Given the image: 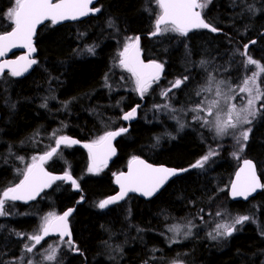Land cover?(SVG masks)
<instances>
[{
    "label": "trees",
    "instance_id": "1",
    "mask_svg": "<svg viewBox=\"0 0 264 264\" xmlns=\"http://www.w3.org/2000/svg\"><path fill=\"white\" fill-rule=\"evenodd\" d=\"M96 5L100 12L79 22L41 26L33 70L22 78L10 73L0 77L1 194L20 180L25 159L51 148L60 135L91 142L105 131L126 126L121 114L140 104L135 92L126 89L128 77L116 64L129 37L140 35L144 59L163 64L161 79L155 83L162 93L170 81L202 77L217 51L221 66L235 65L239 58L235 53L253 39L248 55L264 65V0H212L202 16L221 33L197 29L187 36L167 32L155 37L148 36L160 12L155 0H99ZM13 6L14 0H0V34L12 26L5 14ZM85 45L94 53L85 51ZM238 70L233 66L235 74ZM262 86L264 91V79ZM182 90L175 88L172 109L164 106L166 95L156 91L154 97L143 95L144 104L129 131L116 139V156L101 174L87 173L90 161L85 150L62 147L60 156L56 153L45 168L70 173L80 190L61 182L27 208L8 201L11 213L0 218V264H10L7 259L14 253L16 257V235L33 233L45 211L51 208L59 215L71 207L69 225L76 247L64 240L54 264H264V189L247 202L231 201L227 194L243 158L255 162L264 184V99L259 115L246 126L252 132L247 142L241 141L246 147L240 151L239 135L213 137L202 121L192 119ZM228 145L237 148V159L230 146L225 149ZM210 151L215 154L209 163L202 169L192 167ZM134 157L187 171L148 200L130 195L100 209L97 204L116 190L113 174ZM57 184L60 188L54 189ZM234 216L250 219L237 224L231 236H217V225ZM184 220L192 225L191 234L170 243L164 228Z\"/></svg>",
    "mask_w": 264,
    "mask_h": 264
},
{
    "label": "snow or ice",
    "instance_id": "2",
    "mask_svg": "<svg viewBox=\"0 0 264 264\" xmlns=\"http://www.w3.org/2000/svg\"><path fill=\"white\" fill-rule=\"evenodd\" d=\"M211 2L212 0H155L160 12L155 20V31L152 32L151 35L156 36L167 32H173L181 36H187L191 29L199 28L210 29L212 32L219 31L218 28L206 23L202 18V10L207 8ZM92 3L93 0H55V2L54 0H14V6L9 8L5 14L8 20L14 24V27L11 31L0 34V57L5 56L11 48L17 46L27 48L28 54L20 56L16 60L0 62V74L7 68L11 76L18 77L38 63L36 59L29 58L31 53L36 51L33 47L32 38L36 32L37 25L46 20L51 21V23L55 25L64 20H77L90 13L100 12L101 9L99 7H89ZM197 9H200V11ZM249 10H252L251 6H249ZM128 40L132 41L133 38L129 37ZM250 43L254 44L255 41H251ZM248 47L249 45L245 44L244 52L241 53V55L247 57L245 65H256L260 69V72H264V65H261L258 61L253 59L252 56L248 55ZM87 51L94 53V48L90 47ZM119 55L121 57L120 65L131 72L136 78L135 90L143 97L144 93H146L154 83L159 82L161 79V73L164 67L163 64L155 61L145 64L140 60L139 37H136L134 42L126 43L123 51L120 52ZM201 63L203 64L204 62L202 61ZM256 75L257 74L254 72L251 77H247L243 80V86L239 88V91L247 93V103L240 109H237L236 105L232 104L227 112V120L220 121L217 117L215 121H210L199 115L201 112H206L207 116H212L214 109L219 107V100H207V98L198 103L196 108L192 109V111L197 112L194 118L196 120H202L204 125L214 126L218 136L228 134V129L235 130L238 126L245 124L251 125L260 112V109L256 107V102L264 99V91H261L260 87L256 84ZM187 80V76H185L183 80L177 79L172 83L171 87L162 94L167 95L172 88L180 87ZM214 83L216 89L215 95L217 97L222 96L223 92L221 85L224 84V81L216 82L215 77L211 75L208 78V86L202 87L200 91L197 92V95L199 96L202 92H211ZM234 98L235 97H225V99ZM261 108H264V105H261ZM135 111L136 109L133 108L131 112L124 115L123 119H131ZM126 131V128H120L119 131L107 132L104 136L100 137L98 141L94 142V144L85 145V147L89 148L91 152L93 147L106 144L109 151L114 152V150L111 149V140ZM251 132V127L242 129L239 132L236 142L240 145V151H243L246 147V143H242L241 141L247 142ZM53 135L56 134L54 133ZM76 143H79V141L60 135L56 139V147L45 152L44 155L38 158L33 157V162L27 165L26 169L23 171V179L20 183L3 191V198H0V216L7 215V210L5 209L7 201L34 199L43 188L51 186V183L55 180H71L72 184L78 187L76 181L73 180L68 173H65L64 176H52L43 168V163L51 159L52 156L57 153V149L61 144L70 146ZM214 154V152L210 151L208 155L202 157V159L198 160L192 167L202 168L204 163ZM233 155L238 154L233 153ZM20 159L22 160L23 157H20ZM37 160L39 162H37ZM104 162L106 161H100V163ZM243 163L244 167L240 169V172L237 173L236 181L232 183L231 195L233 197L243 196L247 199V197L255 193L257 189H264V184L260 182L256 174V165L253 161L246 159ZM133 164H135L136 167H133ZM89 171H99L96 155H93V164L89 167ZM179 171H187V169L177 170L166 167H153L134 157L132 164H130L129 172L126 174L121 173L117 176L116 182L120 185L119 195L101 201L98 207L104 209L108 205L117 202V200L123 199L129 192H139L143 196L151 197L163 187L170 177L176 176ZM242 173L244 174L243 176L241 175ZM71 211L72 210L69 209L62 216H56L50 213L48 217H45L44 223L41 226L43 235L37 234L29 236L28 239L35 241V244L31 246L25 245L26 250L32 252L33 248H35L37 244H40L44 237L48 236L50 232L59 233L61 238L65 236L70 237L71 233L68 230L67 217L70 215ZM217 215H220V213H217ZM249 219L250 217L248 216H239L235 218L233 224L230 226L224 224L217 225L218 230L223 228L224 231L220 232L217 230L216 235L231 236L233 231L236 230V224H242ZM191 227L192 225L189 226V231L185 233V236L191 234ZM169 230L178 232L176 226H173ZM212 238L216 239V236H212ZM172 242L175 243L177 241L173 240ZM66 243L69 245L73 244L71 239L67 240ZM49 247L51 251H49L43 259L54 261L56 259V249L51 245ZM76 251H79V249H76ZM29 264H31V261H29ZM174 264H179V262H174Z\"/></svg>",
    "mask_w": 264,
    "mask_h": 264
},
{
    "label": "rangeland",
    "instance_id": "3",
    "mask_svg": "<svg viewBox=\"0 0 264 264\" xmlns=\"http://www.w3.org/2000/svg\"><path fill=\"white\" fill-rule=\"evenodd\" d=\"M205 9H207V8H205ZM263 30L264 29H262L261 32ZM133 41H134V38L132 41H129L127 38L125 40V44L133 42ZM250 42L251 41L245 42L244 45L249 44ZM125 44H124V46H125ZM88 48H89L88 45L84 46L85 51H87ZM123 49H124V47H123ZM123 49H122V51H123ZM243 52H244V50L242 49L241 52L235 53V58L239 57L235 61L236 64L233 65V66H239V70L236 74L234 73V71H236V70L234 69V71H233V66L229 65V62H227L226 64H223L222 66L220 65L219 57L221 55H218L219 51H217L213 56L214 58L211 59V65L208 67V69L206 71L203 70L204 75L202 77H197L196 79L193 78L191 80V78H189L190 76H187L188 80L185 81L180 87H182V89H183L181 92L183 95V99H184L183 102L186 101L190 105L187 107V110L189 109L191 111V113L193 115L192 119H195L194 117H196V115H197V112L192 111V109L196 108L198 103H200L201 101L205 100V98H207V100H212V99L219 100L220 101L219 107L214 109L212 116H207L206 112H201V113H199V115L202 117H205L206 119H208L210 121H215L217 119V117L219 118L220 121L227 120V118H228L227 112H228L229 107L232 104H235L237 109H240L247 103V99H248L247 93L240 92L239 88L243 86V80L247 77H251L254 72L257 74L256 75V84L260 87L261 91H263L262 84H263V79H264V72H260V69L256 65H247L246 66L245 61L247 60V57L244 55H241V53H243ZM230 56L233 57L234 54L232 53ZM120 59H121V57L119 55V58H118L116 64L119 65L118 70L123 73V76L128 77V81L125 82V84L127 86L126 89L130 90L131 92H135L134 94L136 95V90H135L136 89V78L132 75L131 72L127 71V69H125L123 66L120 65ZM256 61H258V60H256ZM258 62L261 64L260 61H258ZM261 65H263V64H261ZM210 75L215 77L216 82L224 81V84L221 85V89L223 92L222 96L217 97L215 95V90H216L215 89V83L212 85V91L211 92H202L199 96L197 95V92L200 91V89L202 87L208 86V78ZM179 79L183 80V78H179ZM174 82L175 81H170V84L172 85V83H174ZM170 87L171 86H169L167 89H169ZM180 87H178V88H180ZM230 88H231V90H230ZM152 89H154V90H152ZM155 91L162 94L161 89H158V88L155 89V83H154L152 85V87L149 88V90L146 93H144V96L148 94L149 97H154ZM174 91H175V88H172V90L170 92H168V94L165 96V98H163L165 100L164 106H167L170 109H172L169 105L170 101L173 100L177 96V94H175ZM185 97H187V98H185ZM225 97H235V98L234 99H225ZM260 101L261 100L256 102V107L259 108L261 111ZM183 113H185V111ZM250 119H251V117H250ZM199 121H202V120H199ZM204 126L207 128V130L211 133V135L213 137L217 136V137L222 138V136H218L216 134V130H215L214 126H212V125H204ZM246 126H248V125L245 124L242 126H238V128L235 130L228 129V134L223 135V137H226V136L231 137L235 134L239 135V132L242 129H246ZM106 133L107 132L105 131L102 135H100V137L105 135ZM233 133H235V134H233ZM100 137H98V138L100 139ZM229 146L230 145L226 146L225 149H228ZM230 147H231V149H228V150L231 151L232 157L234 159H237L238 155H233V153L238 154L237 148H235L234 146H230ZM57 155H58L57 157H59L60 152L57 153ZM36 156L37 155H33V156L25 159V165L31 164L33 162V157H36ZM207 162L208 163L210 162V158ZM207 162L204 163V166L206 165ZM21 164L24 167V161L23 160L21 161ZM90 166H91V163L89 164V166L86 170L88 174H94V175L95 174H101L105 170V168L103 167V170L101 168H99V171L90 172L89 171ZM193 168H196V167H193ZM202 168H197V169H202ZM13 174L15 175L16 173H13ZM22 175L23 174L21 173V175H19V176L22 177ZM59 188H60V184H57L56 186H54V189H59ZM0 198H3V195H1V193H0ZM99 203L97 204V206L99 205ZM5 206H6V204H5ZM50 213L55 214L57 216L55 210L49 208L47 211H45L40 216L39 223H38V225L35 228V231L33 233H29L28 235H25V234H17L16 235V238L18 239L17 243L19 245V249H18V253L16 254V257H13L15 255V253L8 257L7 260H8V262H10V264L11 263L12 264H29V261H31V264H54L56 259L54 261H47V260H44L43 257L49 251H51V249L49 247L51 245L53 248L56 249V258H57L58 249L62 245L64 240L59 239L58 241H53L54 238H50L49 236H45L44 239L40 242V244H37L35 246V248H33L32 252H28L25 248V245L31 246V245L35 244V241L28 239L29 236L37 235V234L43 235V232L41 231V226L44 223V218L48 217ZM0 218H3V216H0ZM235 218H237V217L234 216V217H232V219H228L227 221L223 220L222 224L230 226L233 224ZM185 222L186 221L184 220V221H181V223H176L175 225H169V226L164 228V230H163V231H165L164 235L167 237V239L170 240V243H173V242H171L173 240L177 241L175 243H179V242L183 241L184 239H186V237L189 236V235L185 236V233L189 231V224L185 223ZM173 226H176L178 228V232L169 230ZM218 231L223 232L224 230H223V228H221ZM222 236H224V235H222ZM35 256H37V259L35 258Z\"/></svg>",
    "mask_w": 264,
    "mask_h": 264
},
{
    "label": "water",
    "instance_id": "4",
    "mask_svg": "<svg viewBox=\"0 0 264 264\" xmlns=\"http://www.w3.org/2000/svg\"><path fill=\"white\" fill-rule=\"evenodd\" d=\"M98 1H99V0H93V3H92L91 5H89V7H94V5L97 4ZM54 2H55V0H54ZM197 10L199 11V9H197ZM96 14H97V13H90L89 15H96ZM87 16H88V15H87ZM87 16L80 17V18H78L77 20H64V21H61V22H59V23H57V24H55V25H61V24H63V23H70V22L81 21L82 19H84V18L87 17ZM202 18H203V17H202ZM47 22H51V21L46 20V21H44L43 23L37 25V27H36V32H35V34H34V36H33V38H32V39H33V47H34L35 49H36V45H35V37H36V34H37V30H38L43 24H45V23H47ZM205 22H206V21H205ZM206 23H207V22H206ZM211 26H212V25H211ZM13 27H14V24L12 25V27L10 28V30H8L7 32L11 31ZM154 27H155V24H154ZM199 29H200V28H199ZM204 29H205V28H204ZM193 30H196V29H191L190 31H193ZM206 30L212 32L210 29H206ZM219 32H220V30L217 31L216 33H219ZM4 33H6V32H4ZM4 33H3V34H4ZM148 36H149V37H155V36H153V35H151V34H148ZM156 36H157V35H156ZM136 37H139V57H140V60H142L145 64H148V63H150V62H152V61H155V62H157V63H160V62H158V61H156V60H153V59H149V60H145V59H144V57H143V53H142V51H141V36H140V35H137ZM136 37H135V38H136ZM26 54H28V49H27V48L17 46V47L11 48V49L5 54V56L0 57V62H2V61H6V60H16L18 57L23 56V55H26ZM36 56H37V49H36L35 52L31 53V55H30L29 58H34V59H35ZM35 65H36V64H35ZM35 65H33L31 68H29L28 71L25 72L23 75L18 76V77H16V78H22V77H24L25 75H27L28 73H30V72L33 70V68L35 67ZM4 73H10V72H9V70L6 68V69L4 70V72H3L2 74H0V76H2ZM136 93H137V96H138L139 100H141V103H140V104H136V105H134L131 109L125 111V112L122 114V121L126 124V127H123V128H126L127 131L124 132V133H121L120 135L114 137V138L111 140V149H113L114 152L109 151L108 146H107L106 144L97 145V146L93 147V149H92L91 152H90L89 148L85 147V145H90V144H94V143H88V142H85V141H79V140H77L76 138H73V137L67 136V137H69V138H71V139H74V140L79 141V143L72 144V145H70V146H79V147H81L82 149H84L86 152H88V154H89V158H90V161H91V164H93V155H96L97 163H98L99 167H100V166L107 165V164H110V163L112 162V160H113V159L115 158V156H116V147H115V141H116V139H117L119 136L124 135V134H126V133L129 131V129H130V124H131V123L136 119V117H137V110H138V108L143 104V100H142L143 97L140 95V93H139L138 91H136ZM133 108L136 109L134 116H133L131 119H129V120H125V119H123L124 115H125L126 113H128V112H131ZM119 129H120V128H118V129H114V130H112V131H110V132L119 131ZM63 145H65V144H61V145L59 146V148H60L61 146H63ZM54 147H56V142H55V145H54L53 147H51L50 149H48L47 151H50V150H51L52 148H54ZM59 148H58V149H59ZM58 149H57V151H58ZM47 151H45V152H47ZM45 152L41 153L38 157L44 155ZM54 155H55V154H54ZM54 155H53V156H54ZM53 156H52V157H53ZM38 157H37V158H38ZM138 159L144 161L146 164H150V165H152L153 167H166V168H172V169H177V170L185 169V168H175V167H170V166H166V165H163V164H153V163H150V162H148V161H146V160H144V159H142V158H138ZM246 159H247V160H251V161H253V160L250 159V158H244V159H242V160L240 161L239 165L235 168V171H234V173H233V175H232V177H231V179H230V182H229V185H228V188H227V194H228V197L230 198L231 201L247 202V201H249L251 198L255 197L260 191H262V189H257V191H256L255 193H253L252 195L248 196L247 199H246L245 197H243V196L233 197V196L231 195V190H232L231 186H232V183H233L234 181H236L237 173L240 172V169H241L242 167H244V163H243V162H244V160H246ZM49 160H50V159H48L47 161H45V162L43 163V168H44V170H45L46 172L50 173L52 176H64V174H65L66 172H62V173H54V172H50V171H48V170L45 168V163H47ZM101 160H105L106 162H104V163H100ZM37 162H39V161L37 160ZM132 162H133V159L130 160V161L128 162V164L126 165V167H125V169H124L123 171H121V172H119V173H117V174L114 175V177H113V182H114V185H115V187H116V192L113 193L112 195H109V196L106 197L104 200L109 199L110 197L118 196V195H119V193H120V185L116 182V181H117V176H119L121 173H125V174L128 173V172H129L130 164H132ZM253 163L255 164L254 161H253ZM255 165H256V164H255ZM132 166H133V167H136L135 164H133ZM184 172H185V171H179L178 174H177L176 176H172V177H170V178L166 181V183L163 185L162 188H164V186H165V185H166L171 179H173L174 177H177V176L183 174ZM68 174H69V173H68ZM256 174H257L258 178L260 179V182L263 184V181H262V179H261V176L258 174L257 167H256ZM69 175L72 177L73 180H75L74 177H73L71 174H69ZM241 175L243 176L244 174L242 173ZM22 179H23V178H22ZM22 179H21V180H22ZM21 180H20V181H21ZM20 181H19L17 184H19ZM63 181L66 182V183H68V184H70L71 187H72V189H73L74 191L78 192V191L80 190L79 187H76V186H74V185L72 184V181H71V180H55V181H53V182L51 183V185H52L53 183L63 182ZM17 184H16V185H17ZM14 186H15V185H14ZM47 188H48V187L43 188V189L39 192V194L35 196L34 199L39 198V197L41 196V194H42ZM162 188H161V189H162ZM161 189H160V190H161ZM160 190H159V191H160ZM159 191H158V192H159ZM158 192H157L156 194H158ZM156 194H155V195H156ZM130 195H138V196H141V197H143V198H145V199H150V198H152V197L155 196V195H153V196H151V197H146V196H143V195H142L141 193H139V192H129V193H128L123 199L117 200V202H115V203H120V202H122L123 200H125V199H126L128 196H130ZM34 199H31V200H17V201H20V202H27V201H32V200H34ZM115 203H113V204H115ZM113 204H110V205H108L107 207H110V206H112ZM69 209H71L72 211H71L70 215L67 217V224H68V230H69L70 233H71V229H70V226H69V222H68V220H69V217L71 216V214L73 213L74 208L71 207V208H69ZM69 209L65 210L64 212H62L61 214H59V215H57V216H62V215H63L66 211H68ZM49 235H50V236H55V237H59V238H61L60 235H59V233H57V232H50ZM63 238H67L68 240L71 239V241H72V235H71L70 237L65 236V237H63ZM73 252H74V253H77L78 251L74 250Z\"/></svg>",
    "mask_w": 264,
    "mask_h": 264
},
{
    "label": "bare ground",
    "instance_id": "5",
    "mask_svg": "<svg viewBox=\"0 0 264 264\" xmlns=\"http://www.w3.org/2000/svg\"><path fill=\"white\" fill-rule=\"evenodd\" d=\"M89 16H93V15H88L87 17H89ZM87 17H85L84 19H86ZM84 19H82V20H84ZM70 23H72V22H70ZM43 26V25H42ZM257 26V25H256ZM263 28V27H262ZM249 29H251V28H249ZM38 31V30H37ZM256 31V30H255ZM37 35V34H36ZM36 38V37H35ZM85 56V55H84ZM206 56V55H205ZM35 59L37 60V56L35 57ZM36 66V65H35ZM165 83V82H164ZM175 95V94H174ZM172 102V101H171ZM180 103V102H179ZM182 105V104H181ZM150 109H152V108H150ZM182 109V108H181ZM164 110V109H163ZM121 111V110H120ZM155 112V111H154ZM175 112V111H174ZM161 114V113H160ZM152 116V115H151ZM165 116V115H164ZM150 118V117H149ZM178 118V117H177ZM149 120V119H148ZM152 122V121H151ZM162 122V121H161ZM160 124V123H159ZM176 124V123H175ZM162 125V124H161ZM166 125V124H165ZM175 126V125H174ZM176 135V134H175ZM73 138H75V137H73ZM77 139V138H76ZM77 140H79V139H77ZM93 143V142H92ZM208 145V144H207ZM135 158H138V157H135ZM133 158H131V160H132ZM244 159V158H243ZM109 164H107V165H104V166H100V167H106V166H108ZM114 175L115 174H113V176H112V181H113V177H114ZM113 184H114V182H113ZM115 192H116V190H115ZM114 192V193H115ZM113 194V193H112ZM111 194V195H112ZM138 196V195H137ZM141 197V196H140ZM106 198V197H105ZM104 198V199H105ZM143 198V197H142ZM104 199H102L101 201H103ZM143 199H145V198H143ZM145 200H148V199H145ZM124 201V200H123ZM122 201V202H123ZM121 203V202H120ZM107 208H109V207H106V208H104V209H107ZM71 235H72V231H71ZM63 240H68L67 238H63ZM72 242H73V236H72ZM72 246L75 248L76 247V244L73 242V244H72ZM185 264H187V263H185Z\"/></svg>",
    "mask_w": 264,
    "mask_h": 264
},
{
    "label": "flooded vegetation",
    "instance_id": "6",
    "mask_svg": "<svg viewBox=\"0 0 264 264\" xmlns=\"http://www.w3.org/2000/svg\"><path fill=\"white\" fill-rule=\"evenodd\" d=\"M90 17V16H89ZM255 41V39H253ZM97 140H94L92 141L93 143L96 142ZM2 195V194H1ZM17 202V201H16ZM30 203L31 201H28V202H22V204L25 206V208H27L28 206H30ZM10 203H8V201L6 202V206H5V209L7 210V215L6 217L8 218V214L11 213V209H8L9 208V205ZM10 217H12V215H9ZM70 218V217H69ZM69 221V220H68ZM38 223H39V219H38ZM38 225V224H37ZM70 226V225H69Z\"/></svg>",
    "mask_w": 264,
    "mask_h": 264
}]
</instances>
